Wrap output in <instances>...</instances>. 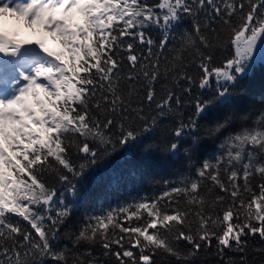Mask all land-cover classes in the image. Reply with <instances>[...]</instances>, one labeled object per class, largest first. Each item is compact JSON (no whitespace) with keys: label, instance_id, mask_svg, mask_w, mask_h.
Listing matches in <instances>:
<instances>
[{"label":"snow or ice","instance_id":"snow-or-ice-1","mask_svg":"<svg viewBox=\"0 0 264 264\" xmlns=\"http://www.w3.org/2000/svg\"><path fill=\"white\" fill-rule=\"evenodd\" d=\"M247 5L245 10V0H0V264H44L46 259L104 264L93 255L96 245L118 264H154L158 251L195 264L213 240L223 264H237L224 260L225 249L247 264L246 237L264 241V182L257 185L259 195L250 186L256 174L264 181V111L251 123L243 117L245 124L236 130H230L229 116L208 127L189 117L168 128L172 154L181 151L186 132L185 153L194 151L203 135L223 137L224 154L203 161L198 179L185 178L154 199L88 217L67 233L71 248L53 244L71 208L44 179L54 174L75 196L76 185L65 173L80 177L87 163L96 162L99 152L90 141L107 150L114 141L125 145L156 132L159 119L178 108L182 97L164 87L157 99L155 85L162 79L185 81L189 86L182 91H191L196 79L186 70L188 57L199 69L200 88L216 82L210 100L196 101L195 116L227 105L255 62L258 42L264 44V0H247ZM205 8L211 11L203 27L194 23L195 35H170L182 14L194 16ZM217 18L227 27L233 49L219 63L213 54L222 43L220 30L212 26ZM153 26L162 30L158 42L145 32ZM137 43L146 52L135 54ZM124 59L131 69L127 73ZM145 102L155 115L145 113ZM73 149L90 161L77 165ZM204 179L228 199L212 196L211 188L201 193ZM243 192L251 193L247 200ZM161 201L167 203L162 207ZM180 241L190 246L186 252L177 247ZM133 249H139L138 259Z\"/></svg>","mask_w":264,"mask_h":264},{"label":"trees","instance_id":"trees-1","mask_svg":"<svg viewBox=\"0 0 264 264\" xmlns=\"http://www.w3.org/2000/svg\"><path fill=\"white\" fill-rule=\"evenodd\" d=\"M149 4H156L157 0H147ZM239 2V0H237ZM247 0H245V10H247ZM210 8L200 9L194 16L182 14L179 21H174L170 28V35L172 37H179L182 33L188 32L193 35L194 23L199 22L203 27L208 19ZM260 11H264L261 9ZM239 19V13L233 17V22ZM213 27L217 28L222 43H218L214 49V59L217 63L221 62L225 56L232 53L233 49L227 41V27L222 24V21L217 18L213 22ZM146 35H150L154 41L158 42L162 30L153 26L145 29ZM175 39L172 40L169 47L175 44ZM141 51L146 52V46L136 44L135 54ZM157 51V49H153ZM120 55L126 57L127 53ZM164 53V56H168ZM191 61L187 64L186 70L190 75L196 79V83L191 85V91L184 92L183 88L189 85L185 81L174 82L171 80H160L156 85L157 99L162 94L164 87L173 88L181 97L182 104L176 108L168 116L159 119V129L152 134H145L140 140L136 142H129L122 145L113 143L108 146L107 150L98 142L90 141V145L97 148L99 155L96 157L95 163H87L80 177L72 178L69 175L72 183L76 185V195L73 196L70 192L65 190V185L57 182L54 174L49 173L44 179L57 189V196L63 193L65 202L70 205L71 214L66 221L64 227L61 228L57 239L53 241L54 246L62 248L67 245L72 247L67 233L74 230L83 224L88 217L94 215H101L109 209H115L120 206L139 202L144 198L154 199L160 196L164 191L171 186H178L185 178L192 180L198 179L196 175L197 169L201 166L203 161L208 160L214 162V158L224 154L222 148L223 137L215 138L201 135L199 137V144L194 151L190 153L184 152V147H187L185 141L187 140V132L184 139L181 141L182 148L180 152L172 154L167 149V144L170 139L167 129L174 124H178L181 120L187 121L189 117L196 119L202 127H208L212 122L220 120L225 116H229L232 120V127L230 130L239 129L245 124L242 119L247 116L249 119L247 123L260 113L264 111V60H258L251 64L248 72L238 84V90L233 94L230 102L227 105H213L210 107L207 114L197 117L195 116V104L197 100H210L213 91L216 87V82L213 79L211 84L206 88L199 87L198 72L196 62L192 57H188ZM161 62L163 63V57ZM129 62L123 60V71L127 73L130 71ZM133 106H136L135 104ZM154 105L152 109H154ZM145 113L149 116L155 115L154 110H150L147 102L144 104ZM71 159L77 164L86 163L90 161V157L83 153H79L75 149L71 152ZM221 178L226 180L227 177L221 173ZM167 182V183H165ZM261 182L258 174L250 179V186L252 191L259 195L257 185ZM241 190L243 191V181H240ZM211 188L212 196L216 194L225 195L215 187L211 181L204 179L201 182V193H206ZM247 200L251 193L243 192ZM163 207L167 201H161ZM53 207H56L54 204ZM219 210L217 209V213ZM54 214V213H53ZM18 220L22 227L28 228L26 222ZM135 223V222H134ZM247 247L245 256L247 264H264V241L257 235L255 237H246ZM125 246L127 242L125 241ZM177 247L186 252L189 245L180 241ZM115 249L116 246L113 245ZM83 249H81L82 251ZM103 249L96 245L93 246V255L98 256L104 264H118L116 258L109 254L103 255ZM139 256V249H133ZM216 241H212V247L207 252L202 251L195 260V264H223L220 257L215 255ZM146 254H149L146 252ZM127 260V258H125ZM232 259L239 264L240 254L234 250L225 249L224 260ZM154 264H184L182 260L176 257L158 251L153 256ZM44 264H58L55 260L46 259ZM129 264L131 262L129 261Z\"/></svg>","mask_w":264,"mask_h":264},{"label":"rangeland","instance_id":"rangeland-1","mask_svg":"<svg viewBox=\"0 0 264 264\" xmlns=\"http://www.w3.org/2000/svg\"><path fill=\"white\" fill-rule=\"evenodd\" d=\"M262 40H264V37H262ZM50 41V40H49ZM264 49V44H261L260 42H258V50H257V53H256V59H255V62L258 61V60H262L260 59V50ZM2 55V54H1ZM253 64V63H252Z\"/></svg>","mask_w":264,"mask_h":264},{"label":"bare ground","instance_id":"bare-ground-1","mask_svg":"<svg viewBox=\"0 0 264 264\" xmlns=\"http://www.w3.org/2000/svg\"><path fill=\"white\" fill-rule=\"evenodd\" d=\"M49 45L52 46V47H56L55 43L53 41H51V40L49 41Z\"/></svg>","mask_w":264,"mask_h":264}]
</instances>
